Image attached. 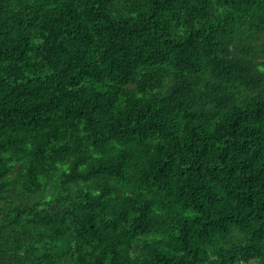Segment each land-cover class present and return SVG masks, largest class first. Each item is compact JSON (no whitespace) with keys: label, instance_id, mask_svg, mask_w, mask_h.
<instances>
[{"label":"trees","instance_id":"1","mask_svg":"<svg viewBox=\"0 0 264 264\" xmlns=\"http://www.w3.org/2000/svg\"><path fill=\"white\" fill-rule=\"evenodd\" d=\"M264 0H0V264H264Z\"/></svg>","mask_w":264,"mask_h":264},{"label":"rangeland","instance_id":"2","mask_svg":"<svg viewBox=\"0 0 264 264\" xmlns=\"http://www.w3.org/2000/svg\"><path fill=\"white\" fill-rule=\"evenodd\" d=\"M261 58L264 60V56L263 57L261 56Z\"/></svg>","mask_w":264,"mask_h":264}]
</instances>
